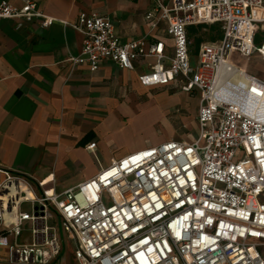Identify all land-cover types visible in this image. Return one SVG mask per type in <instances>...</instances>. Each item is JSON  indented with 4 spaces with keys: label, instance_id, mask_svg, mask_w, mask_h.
I'll return each mask as SVG.
<instances>
[{
    "label": "built area",
    "instance_id": "1",
    "mask_svg": "<svg viewBox=\"0 0 264 264\" xmlns=\"http://www.w3.org/2000/svg\"><path fill=\"white\" fill-rule=\"evenodd\" d=\"M146 18L152 28L167 24V66L164 41H121L114 22L96 11L63 21L84 36L69 60L97 71L106 60L133 69L140 57L156 58L140 82L176 81L199 92L197 137L130 153L61 194L4 170L0 249L12 261L59 260L68 239L77 264H264V75L231 60L237 53L264 62V0H154ZM2 19H38L43 27L56 21L36 0H1ZM217 23L221 40L203 42L193 63L188 28ZM26 230L30 240L19 242Z\"/></svg>",
    "mask_w": 264,
    "mask_h": 264
},
{
    "label": "crops",
    "instance_id": "2",
    "mask_svg": "<svg viewBox=\"0 0 264 264\" xmlns=\"http://www.w3.org/2000/svg\"><path fill=\"white\" fill-rule=\"evenodd\" d=\"M36 1L40 11L56 19L52 25L43 27L38 19L0 21V179L4 170L26 173L61 194L130 153L169 140H194L183 139L182 128L173 125L170 135L159 139L136 129L140 107L149 97L164 94L173 114L176 105L189 112L196 101L191 95L199 94L184 91L178 98L167 92L180 86L176 81L143 85L139 77L152 70L156 58L140 57L133 69L106 60L97 71L69 60L80 54L84 36L63 21L75 22L80 12L96 11L114 22L121 41L140 37L146 43L164 41L167 66L173 54L167 24L160 21L152 28L146 18L154 0ZM9 2L22 5V0ZM202 25L206 24L188 28L191 40ZM219 29L220 37L211 42L221 40ZM203 42L209 41L196 44L195 50L191 47L192 62L197 61ZM93 142L96 146L89 148ZM29 240L28 230L18 238L19 242ZM0 259L1 264L22 263L12 261L7 248L0 249Z\"/></svg>",
    "mask_w": 264,
    "mask_h": 264
},
{
    "label": "rangeland",
    "instance_id": "3",
    "mask_svg": "<svg viewBox=\"0 0 264 264\" xmlns=\"http://www.w3.org/2000/svg\"><path fill=\"white\" fill-rule=\"evenodd\" d=\"M221 24L217 23L215 25H202L197 28V30L192 33V50H195L196 47V39L200 38L201 41H209L215 40L220 37ZM263 37V32H259L257 36L256 45L261 43ZM195 57V56H194ZM235 64L241 66L245 70L255 71L257 70V74L259 76L264 75V62L259 60L257 55L252 57H243L237 53H235L231 59ZM196 61L193 58V63ZM167 92L178 95V98L183 95L184 91L180 86H172L166 89ZM195 102H192L188 110L190 109V113L187 110L183 109L181 105H176L174 108V113L172 114V106L167 99H165L164 94L154 95L149 97V99L143 101L140 107L139 114V122L136 125V129H140L142 133L150 139H159L162 137H168L171 133L172 125L174 127L182 128L183 139L185 140H193L198 135V107L200 102V95L193 94ZM171 114V117L169 116ZM185 116V124H183L182 117ZM188 117V118H186ZM185 125V127L183 126ZM187 126V127H186ZM151 141V140H150ZM149 141V143H150ZM242 156V151H238L237 158ZM105 202L108 203L109 200L107 196L105 197ZM66 237V236H65ZM21 264H45V263H21ZM46 264H77V260L75 258V242L66 239L64 242V250L62 252V256L59 260H54L50 263Z\"/></svg>",
    "mask_w": 264,
    "mask_h": 264
},
{
    "label": "trees",
    "instance_id": "4",
    "mask_svg": "<svg viewBox=\"0 0 264 264\" xmlns=\"http://www.w3.org/2000/svg\"><path fill=\"white\" fill-rule=\"evenodd\" d=\"M200 41H201V39H200V38H197V39H196V42H197V44H199V43H200ZM256 42H257V39H256Z\"/></svg>",
    "mask_w": 264,
    "mask_h": 264
}]
</instances>
